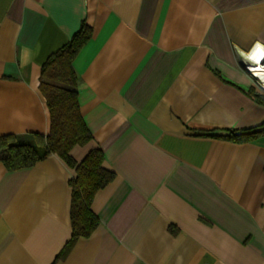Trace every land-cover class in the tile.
Returning <instances> with one entry per match:
<instances>
[{
	"label": "crops",
	"instance_id": "obj_1",
	"mask_svg": "<svg viewBox=\"0 0 264 264\" xmlns=\"http://www.w3.org/2000/svg\"><path fill=\"white\" fill-rule=\"evenodd\" d=\"M78 102L114 178L71 240L73 168L0 163V264H264V0H0V135L47 134L42 63L79 29ZM257 92V94H255Z\"/></svg>",
	"mask_w": 264,
	"mask_h": 264
},
{
	"label": "trees",
	"instance_id": "obj_2",
	"mask_svg": "<svg viewBox=\"0 0 264 264\" xmlns=\"http://www.w3.org/2000/svg\"><path fill=\"white\" fill-rule=\"evenodd\" d=\"M91 37V28L82 23L72 37L42 63L39 90L49 114L47 134L33 132L24 136L0 135V163L8 170L29 167L50 154H56L74 170L72 186L71 228L74 240L91 234L98 218L91 210L95 193L106 186L114 172L103 166V153L94 147L76 161L70 151L92 139L78 102V76L73 61L80 49ZM264 136L260 130L230 131L228 138L235 141H251Z\"/></svg>",
	"mask_w": 264,
	"mask_h": 264
},
{
	"label": "built area",
	"instance_id": "obj_3",
	"mask_svg": "<svg viewBox=\"0 0 264 264\" xmlns=\"http://www.w3.org/2000/svg\"><path fill=\"white\" fill-rule=\"evenodd\" d=\"M257 46L254 45L252 47V49L250 50H256L257 51ZM261 49V48H260ZM262 49H264V46H262ZM250 52L248 53V63L246 64V70L248 71V73L254 78L255 80V84L256 86L260 89V90H264V78L259 77V75H256V73L253 71V69L251 68V65H255L258 64L259 65V70L264 71V58H259L258 60L253 59L250 56ZM255 94H257V92H255Z\"/></svg>",
	"mask_w": 264,
	"mask_h": 264
},
{
	"label": "bare ground",
	"instance_id": "obj_4",
	"mask_svg": "<svg viewBox=\"0 0 264 264\" xmlns=\"http://www.w3.org/2000/svg\"><path fill=\"white\" fill-rule=\"evenodd\" d=\"M256 53V50H253L250 52V56L253 57V54ZM260 57L258 56L257 59L258 60ZM251 68L253 69V71L256 73V75H259V77L264 78V71L259 70V65L255 64V65H251Z\"/></svg>",
	"mask_w": 264,
	"mask_h": 264
},
{
	"label": "snow or ice",
	"instance_id": "obj_5",
	"mask_svg": "<svg viewBox=\"0 0 264 264\" xmlns=\"http://www.w3.org/2000/svg\"><path fill=\"white\" fill-rule=\"evenodd\" d=\"M261 57V58H264V49H260L259 46L257 48V51L256 53L253 54V59H257V57Z\"/></svg>",
	"mask_w": 264,
	"mask_h": 264
}]
</instances>
